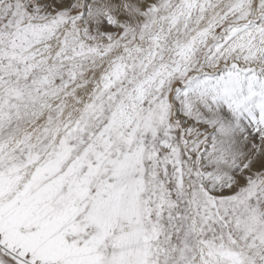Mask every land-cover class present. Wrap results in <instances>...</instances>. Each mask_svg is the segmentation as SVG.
I'll return each instance as SVG.
<instances>
[{
    "label": "snow or ice",
    "instance_id": "snow-or-ice-1",
    "mask_svg": "<svg viewBox=\"0 0 264 264\" xmlns=\"http://www.w3.org/2000/svg\"><path fill=\"white\" fill-rule=\"evenodd\" d=\"M0 264H264V0H0Z\"/></svg>",
    "mask_w": 264,
    "mask_h": 264
}]
</instances>
